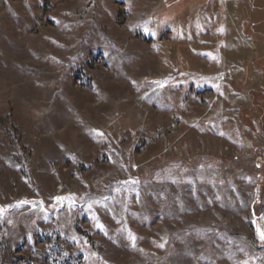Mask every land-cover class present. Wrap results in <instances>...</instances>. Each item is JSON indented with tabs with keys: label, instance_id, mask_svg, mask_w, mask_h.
Returning a JSON list of instances; mask_svg holds the SVG:
<instances>
[{
	"label": "rangeland",
	"instance_id": "rangeland-1",
	"mask_svg": "<svg viewBox=\"0 0 264 264\" xmlns=\"http://www.w3.org/2000/svg\"><path fill=\"white\" fill-rule=\"evenodd\" d=\"M263 200L264 0H0V264H264Z\"/></svg>",
	"mask_w": 264,
	"mask_h": 264
},
{
	"label": "snow or ice",
	"instance_id": "snow-or-ice-1",
	"mask_svg": "<svg viewBox=\"0 0 264 264\" xmlns=\"http://www.w3.org/2000/svg\"><path fill=\"white\" fill-rule=\"evenodd\" d=\"M261 239H264V232L261 233Z\"/></svg>",
	"mask_w": 264,
	"mask_h": 264
},
{
	"label": "crops",
	"instance_id": "crops-1",
	"mask_svg": "<svg viewBox=\"0 0 264 264\" xmlns=\"http://www.w3.org/2000/svg\"><path fill=\"white\" fill-rule=\"evenodd\" d=\"M261 205H264V200L262 201ZM259 210V209H258ZM262 217V216H261ZM261 217L259 216V219H261Z\"/></svg>",
	"mask_w": 264,
	"mask_h": 264
}]
</instances>
